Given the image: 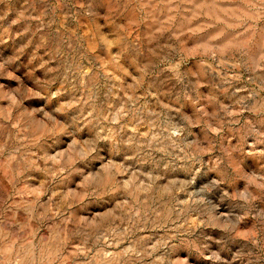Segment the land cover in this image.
Instances as JSON below:
<instances>
[{"label": "rangeland", "instance_id": "374dc122", "mask_svg": "<svg viewBox=\"0 0 264 264\" xmlns=\"http://www.w3.org/2000/svg\"><path fill=\"white\" fill-rule=\"evenodd\" d=\"M0 264H264V0H0Z\"/></svg>", "mask_w": 264, "mask_h": 264}]
</instances>
